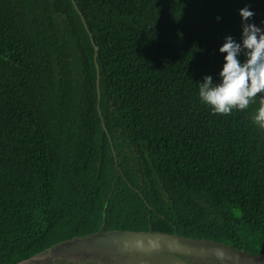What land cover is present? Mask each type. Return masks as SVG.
Returning <instances> with one entry per match:
<instances>
[{"label":"trees","instance_id":"16d2710c","mask_svg":"<svg viewBox=\"0 0 264 264\" xmlns=\"http://www.w3.org/2000/svg\"><path fill=\"white\" fill-rule=\"evenodd\" d=\"M244 7L264 23V0H0V264H233L159 235L264 254L259 98L198 95Z\"/></svg>","mask_w":264,"mask_h":264},{"label":"clouds","instance_id":"9594fccd","mask_svg":"<svg viewBox=\"0 0 264 264\" xmlns=\"http://www.w3.org/2000/svg\"><path fill=\"white\" fill-rule=\"evenodd\" d=\"M239 12L242 17V44L231 36L225 38L219 49L226 53L219 72L221 79L216 83L212 76H205L199 85L198 95L203 104L219 115L246 110L259 98L252 120L264 129V30L247 23L254 15L248 7L241 8ZM242 51L246 56L244 62L238 59Z\"/></svg>","mask_w":264,"mask_h":264},{"label":"water","instance_id":"95a60500","mask_svg":"<svg viewBox=\"0 0 264 264\" xmlns=\"http://www.w3.org/2000/svg\"><path fill=\"white\" fill-rule=\"evenodd\" d=\"M256 26L264 30V23H259ZM116 237L121 240H129L139 243L150 242V238L141 232H121L117 233ZM159 237L182 248L207 251L227 257L233 262V264H264V254L254 255L213 241L197 240L193 238H177L171 235H159Z\"/></svg>","mask_w":264,"mask_h":264}]
</instances>
